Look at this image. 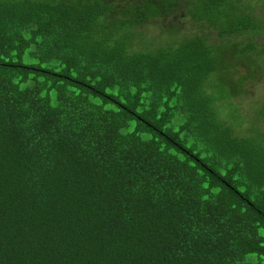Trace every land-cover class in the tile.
I'll return each instance as SVG.
<instances>
[{
    "label": "trees",
    "instance_id": "1",
    "mask_svg": "<svg viewBox=\"0 0 264 264\" xmlns=\"http://www.w3.org/2000/svg\"><path fill=\"white\" fill-rule=\"evenodd\" d=\"M262 36L264 0H0V264H264Z\"/></svg>",
    "mask_w": 264,
    "mask_h": 264
},
{
    "label": "rangeland",
    "instance_id": "2",
    "mask_svg": "<svg viewBox=\"0 0 264 264\" xmlns=\"http://www.w3.org/2000/svg\"><path fill=\"white\" fill-rule=\"evenodd\" d=\"M263 10V9H262ZM144 32H147V31H144ZM159 32H161L159 30ZM149 35H150V38L155 36L154 37V40H159V41H165L166 42H170L171 40L173 41L174 38H175V35L174 34H169L170 32H167L166 34H159V35H155V33H157V31H149L148 32ZM180 36V34H178ZM261 38L264 39V36H262ZM152 39V38H151ZM260 84L254 86V85H251L249 87V94L248 96L246 97H243L244 99H240L238 98L237 101L234 100L235 103L239 102L240 103V107H239V111L241 112L242 114V119L243 117L246 119V121L243 123L242 122V125L240 126H236L235 130L237 132H240L241 134L243 133H247L249 128L254 125L256 126L257 123L259 125H261V127L264 125V120L262 119H259L257 120V118L255 117H252L251 116V113H252V109H250V107H255V106H260L261 104V101L264 100V78L260 80ZM225 100H221V102L218 101V106L223 107L224 105H227V101H229L227 98H224ZM250 109V112L248 113ZM229 110V107L225 106V108L222 110V114L227 118V120L229 122H233L234 123V118L232 117L234 115V117L238 116L237 114H229L227 115V111ZM220 116L222 117V114L221 112H219ZM239 120H240V117H239ZM264 129V128H263Z\"/></svg>",
    "mask_w": 264,
    "mask_h": 264
}]
</instances>
